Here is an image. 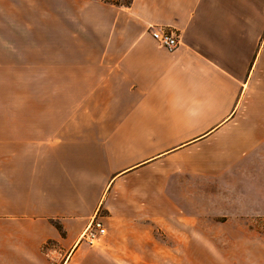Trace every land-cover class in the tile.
<instances>
[{"label": "crops", "instance_id": "1", "mask_svg": "<svg viewBox=\"0 0 264 264\" xmlns=\"http://www.w3.org/2000/svg\"><path fill=\"white\" fill-rule=\"evenodd\" d=\"M10 1L0 76L58 78L0 105V264H185L194 188L264 157V0H65L25 44ZM97 214L106 235L81 243Z\"/></svg>", "mask_w": 264, "mask_h": 264}, {"label": "rangeland", "instance_id": "2", "mask_svg": "<svg viewBox=\"0 0 264 264\" xmlns=\"http://www.w3.org/2000/svg\"><path fill=\"white\" fill-rule=\"evenodd\" d=\"M10 2L2 0L7 6ZM62 2L65 0H18V19L12 23L6 19L2 24L3 28H16V31L6 32V36L25 44L36 35H57L56 29L48 31L41 29V25L42 20L47 25L57 20V14L49 12L47 4L56 7ZM24 9L34 11V17L27 20ZM57 78L1 75L3 114L9 111V101L13 99L42 98L40 92L28 93L27 83L36 84L41 80L53 83ZM55 94L52 91L44 93L46 96ZM21 105L25 104L15 109L20 111ZM254 164L252 170L210 181L207 188H194L193 203L187 205L194 216V250L186 252L185 264H264V157L259 158V166L254 167ZM163 241L176 243L175 237L167 234H163Z\"/></svg>", "mask_w": 264, "mask_h": 264}, {"label": "built area", "instance_id": "3", "mask_svg": "<svg viewBox=\"0 0 264 264\" xmlns=\"http://www.w3.org/2000/svg\"><path fill=\"white\" fill-rule=\"evenodd\" d=\"M150 31L155 41L169 51L177 49L181 44L179 36L167 28L151 27ZM106 233L107 230L104 223L97 215H95L83 231L80 237V242L93 246L99 241V239L105 236Z\"/></svg>", "mask_w": 264, "mask_h": 264}, {"label": "trees", "instance_id": "4", "mask_svg": "<svg viewBox=\"0 0 264 264\" xmlns=\"http://www.w3.org/2000/svg\"><path fill=\"white\" fill-rule=\"evenodd\" d=\"M107 3L119 5V6H129L132 2V0H102ZM55 225L57 227H60L58 223L55 222Z\"/></svg>", "mask_w": 264, "mask_h": 264}]
</instances>
